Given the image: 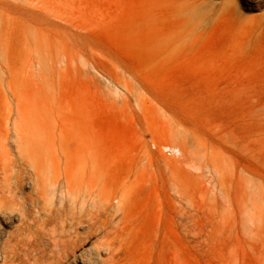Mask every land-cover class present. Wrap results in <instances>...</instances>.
<instances>
[{
  "label": "rangeland",
  "instance_id": "1",
  "mask_svg": "<svg viewBox=\"0 0 264 264\" xmlns=\"http://www.w3.org/2000/svg\"><path fill=\"white\" fill-rule=\"evenodd\" d=\"M5 253L264 264V0H0Z\"/></svg>",
  "mask_w": 264,
  "mask_h": 264
},
{
  "label": "bare ground",
  "instance_id": "2",
  "mask_svg": "<svg viewBox=\"0 0 264 264\" xmlns=\"http://www.w3.org/2000/svg\"><path fill=\"white\" fill-rule=\"evenodd\" d=\"M168 149H171L170 147H167ZM5 255H6V262H4L3 264H10L9 263V260H8V258H9V255L7 254V253H5ZM70 255V253L68 254V256Z\"/></svg>",
  "mask_w": 264,
  "mask_h": 264
}]
</instances>
